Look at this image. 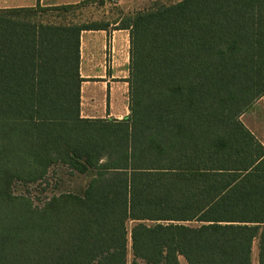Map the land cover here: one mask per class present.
<instances>
[{
  "label": "trees",
  "instance_id": "16d2710c",
  "mask_svg": "<svg viewBox=\"0 0 264 264\" xmlns=\"http://www.w3.org/2000/svg\"><path fill=\"white\" fill-rule=\"evenodd\" d=\"M96 1L0 8V264H252L254 241L264 264V148L239 119L264 94V0L124 15L129 113L87 118L80 33L109 22L67 15ZM61 168L81 193L55 192Z\"/></svg>",
  "mask_w": 264,
  "mask_h": 264
},
{
  "label": "crops",
  "instance_id": "0c3cea01",
  "mask_svg": "<svg viewBox=\"0 0 264 264\" xmlns=\"http://www.w3.org/2000/svg\"><path fill=\"white\" fill-rule=\"evenodd\" d=\"M80 1L82 0H0V8L35 5L48 7L76 4ZM111 1L114 6L121 3V0ZM106 2L104 0L102 4L106 5ZM118 23L119 20L110 21L105 28L83 30L79 38V73L83 78L80 99L83 95L89 100L93 99L97 97L96 92H100V97L104 94L108 98V102H104L108 113L99 116L102 118H122L129 113L128 99L123 96L127 80L124 84H115V81L125 79L129 64V30L118 27ZM87 86L95 88L92 91L89 88L86 90ZM80 112L82 117L93 118L94 106L88 103ZM239 119L264 148V94Z\"/></svg>",
  "mask_w": 264,
  "mask_h": 264
},
{
  "label": "rangeland",
  "instance_id": "374dc122",
  "mask_svg": "<svg viewBox=\"0 0 264 264\" xmlns=\"http://www.w3.org/2000/svg\"><path fill=\"white\" fill-rule=\"evenodd\" d=\"M104 1V0H103ZM105 4H100L99 2H91L92 4H87L82 6L81 8L75 9L73 13L67 15V18L74 19L75 21H91V20H99L105 22L117 21L119 23L124 15L135 12L137 10H143L150 7L155 2L170 4L179 0H121V3L114 6L111 0H106ZM104 5V6H103ZM56 12H48L44 14L42 17L50 20H58L55 18ZM118 23V24H119ZM125 79H119L115 81V84L121 85L124 84L128 78V71L126 70ZM125 81V82H124ZM126 88V92L123 94L124 98L128 99V83L124 85ZM86 90H93L95 87L87 86ZM97 88V87H96ZM121 90V87H120ZM119 90V92H120ZM100 92H96L97 97L93 99H87L86 95H83L80 99V109L84 108L86 104L90 103L94 106V112L92 113L94 117H99L101 115L107 114V110L104 107V102H108V98L104 97V94L100 97ZM120 96V93L119 95ZM100 97V98H99ZM128 101V100H127ZM105 108V109H104ZM105 110V111H104ZM84 114V113H83ZM81 115V112H80ZM59 183L55 190V192H75L81 193L88 181V175H80L77 173L69 174L65 168H61L58 171ZM127 226H131V222L127 223ZM130 248V243L128 241V250ZM128 264L131 259L130 251H128ZM181 264H186L185 260L182 257H179ZM251 262L252 264H257V244L256 241L252 244V254H251Z\"/></svg>",
  "mask_w": 264,
  "mask_h": 264
}]
</instances>
